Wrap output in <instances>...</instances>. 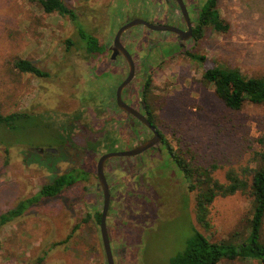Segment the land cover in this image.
<instances>
[{
  "label": "rangeland",
  "instance_id": "374dc122",
  "mask_svg": "<svg viewBox=\"0 0 264 264\" xmlns=\"http://www.w3.org/2000/svg\"><path fill=\"white\" fill-rule=\"evenodd\" d=\"M64 1L79 16L80 29L101 41L107 36L114 8L120 15L117 26L137 15L129 0L117 7L118 0ZM123 9L129 11L125 16H121ZM219 9L230 29L220 32L210 27L190 47L200 59L179 52L156 70L148 102L174 152L191 159L190 151L206 166L217 164L216 174L224 181L228 168L245 165L259 148L264 104L247 103L241 110L226 107L203 73L208 66L225 64L249 76H264V0H219ZM68 39L74 44L67 43ZM84 39L69 16L45 13L28 0H0V111L28 115L0 126V215L63 173L79 168L88 172L85 181L80 179L81 171L75 172L74 185L1 227L0 264L106 263L99 223L89 206L97 163L113 141L121 149L134 140L130 126L115 122L121 112L104 105L107 93L119 84V76L102 74L94 79L96 56L75 44H83ZM21 58L32 60L49 76L21 71L14 66ZM132 88L139 97L138 79ZM52 146L59 153L48 152ZM125 163L120 166H132V161ZM157 169L161 176L151 187L137 189L127 182L118 189L126 194V207L112 227H127L125 233L132 243H125L126 261L121 259L119 264H172L196 227L212 241L233 239L236 231L244 232L252 216L251 203L244 195L216 199L211 207L213 228L205 230L196 222L195 193L185 174L167 155ZM144 170L142 166L140 171ZM115 174L114 169L108 172L112 179ZM130 217L133 220L127 222ZM239 238L233 240L239 242ZM219 264L256 263L224 258Z\"/></svg>",
  "mask_w": 264,
  "mask_h": 264
},
{
  "label": "flooded vegetation",
  "instance_id": "af4514ba",
  "mask_svg": "<svg viewBox=\"0 0 264 264\" xmlns=\"http://www.w3.org/2000/svg\"><path fill=\"white\" fill-rule=\"evenodd\" d=\"M126 2L127 0H118L115 7L120 4L125 6ZM130 3H132L134 6L133 11L139 15L133 16L117 26L116 24L119 21L120 15H117L118 13L115 12L116 8H114L115 10L110 11L113 14L111 13L110 19L108 21L109 25L106 27L107 36L105 40L101 41L99 37L94 35L104 46V51L101 53L92 54H89L85 51L87 55L96 56L95 59L100 64L98 65L97 63L95 66H93L95 75L94 79L99 78V75L102 74V77L106 75H110L111 77H114L113 75L119 76V84L117 83L113 88H111V92L107 93L109 97L105 99L106 101H104V105L107 103L113 106L115 110H119L121 112V114L117 116L115 122L130 126V133L131 136H133L131 139L134 140L132 145H129L128 142L129 146H122V148L120 147L121 149H119L117 146L115 147L113 141L111 145L106 147V150L101 154V156L108 152L126 151L140 146L144 142L152 139L155 134L154 131L151 130L137 116L124 111L118 105L117 91L119 86L127 79L130 74V63L127 60L125 54L120 51V49H115L116 37L120 30H122L131 22L139 20V23L125 28L120 35V42L131 55L135 67L134 77L130 81L129 85L126 86L122 91V98L127 104L134 107L144 116H146L151 123L154 121L152 124L155 125L156 130H158L162 135V141L160 145H154L135 155L112 157L105 163L104 170L111 193V201L107 214V226L115 264H119L121 259H124V262L126 261L124 257L127 256L125 255V252L127 254L128 249L125 247V245L128 244L125 243L129 242V236L125 233L127 227H114L115 230L112 227V225H115L114 222L120 220L121 212L123 211V208L126 207L123 204V202H125L126 194L122 190L119 191L118 189L123 185H127V182H132L133 187L137 189L144 185L151 187L156 178L158 179V177L161 176V174L157 173L156 170H158L157 168L162 164L163 158H165L166 155L179 167L175 152L158 128L156 118L152 114L151 106L148 102L149 89H151L152 83L154 81L153 74L156 72V70H159V68L164 66L167 61L172 60L173 57L179 52L195 55L190 51V47L193 44L201 41L206 36L207 30L212 27L207 23V20L209 19L208 11L211 9L209 8L211 6V0H129V4ZM216 8L219 9V0L216 2ZM126 12H129L128 9H123L121 16L127 15ZM143 13L145 16H140ZM173 28H176L177 30ZM99 71H101V73H99ZM137 79L141 82L139 97L132 88V85L137 81ZM148 82L149 85L146 87ZM109 105H106V107L112 108ZM110 119L114 120L113 117ZM47 151L54 155L59 153V149L55 148L54 146L49 148ZM41 152L44 151L42 150ZM127 161H132V166H129L128 168H125V166L122 167ZM166 161L168 162V160ZM142 166L145 167L143 172L140 171ZM133 168H136V171H132L134 170ZM113 169L116 171V174L112 179L111 176L108 175V172L112 171ZM87 179L88 176L83 180L85 181ZM115 190H118V193ZM92 197L93 203L89 204V206L94 209L93 217L97 218L100 227L105 196L98 176L95 185V193H93ZM135 197L138 200L140 199V197L137 195L132 196V199L135 200ZM111 206H113L112 214L110 213ZM99 214H101L100 220L98 217ZM128 216L133 215L130 214ZM132 220L133 217H130L129 221L127 222ZM99 231L101 236V244L106 259L105 264H108L101 234V227ZM113 242L116 244L115 248ZM131 245L132 243L129 242V246Z\"/></svg>",
  "mask_w": 264,
  "mask_h": 264
},
{
  "label": "trees",
  "instance_id": "16d2710c",
  "mask_svg": "<svg viewBox=\"0 0 264 264\" xmlns=\"http://www.w3.org/2000/svg\"><path fill=\"white\" fill-rule=\"evenodd\" d=\"M35 3L45 13L58 12L66 15L76 24L82 35L83 44L75 43L78 48L89 54L101 53L104 46L99 39L84 29L76 11L69 7L64 0H28ZM217 0H211L209 19L207 23L216 31L227 32L229 23L222 18L216 8ZM67 43L74 44L71 39ZM199 58L198 55H192ZM15 67L23 72L34 73L38 77H47L49 72L43 70L30 59H17ZM203 78L213 85L217 96L224 105L232 110H241L247 103L264 104V76H249L238 67L225 64L208 66ZM149 82L146 84V87ZM26 113H11L4 115L0 111V126H10L12 122ZM154 121H152L153 123ZM259 148L254 150L245 165L230 167L226 170L225 180L222 181L216 174L219 166L215 163L206 166L202 164L190 151L191 159L183 152H176L175 156L181 171L190 182V189L195 193V218L197 224L205 230L213 228L211 207L216 199L240 193L251 203V217L247 219L244 232L236 231L233 239L212 241L197 227L195 234L189 240L184 251L172 258V264H219L222 259L252 260L256 264H264V132L257 138ZM172 148V146H171ZM173 149V148H172ZM81 171V178L86 179L88 172L79 168L57 176L53 181L44 184L34 195L22 199L14 209L0 215V229L3 225L20 217L25 211L42 200L60 195L66 188L77 182L75 172ZM99 220L101 214H99Z\"/></svg>",
  "mask_w": 264,
  "mask_h": 264
},
{
  "label": "water",
  "instance_id": "95a60500",
  "mask_svg": "<svg viewBox=\"0 0 264 264\" xmlns=\"http://www.w3.org/2000/svg\"><path fill=\"white\" fill-rule=\"evenodd\" d=\"M138 21L139 20H135V21L131 22L130 24H128L126 27H124L122 30H120V32L118 33V35L116 37L115 49L116 50L120 49V51H122L125 54L127 60L130 63V74L127 77V79L119 86L118 91H117V99H118V105L121 109H123L124 111H126L128 113H131V114L137 116L151 130L154 131L155 135L152 139L144 142L143 144H141L140 146H138L134 149L126 150V151H114V152L105 153L100 157V159L98 161L97 176H98L100 185L103 189L104 196H105L104 209H103L100 227H101V234H102V238H103V242H104V247H105V251H106L108 264H115V259H114V254H113V250H112V246H111V242H110V238H109L108 226H107V214H108L110 201H111V193H110V186H109V183H108V180H107V177L105 174V170H104L105 163L108 159H110L112 157L130 156V155L138 154V153L143 152L144 150H146V149H148L154 145H160V143L162 141V135L158 130H156L155 125H153L148 120V118L146 116H144L142 113H140L137 109H135L134 107L127 104L122 98V91L124 90V88L126 86L129 85L130 81L134 77L135 67H134V62L132 60L131 55L123 47V45L120 42V35L125 28L139 23ZM159 28H162V27H159ZM173 29L177 30L176 28H173ZM116 50H115V52H116Z\"/></svg>",
  "mask_w": 264,
  "mask_h": 264
}]
</instances>
